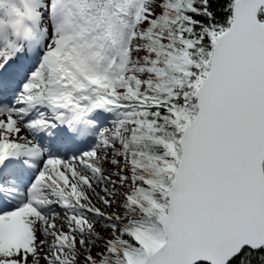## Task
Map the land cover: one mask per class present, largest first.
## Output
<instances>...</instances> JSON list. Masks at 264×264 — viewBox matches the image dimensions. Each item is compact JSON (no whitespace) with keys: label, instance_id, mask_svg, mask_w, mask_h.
Segmentation results:
<instances>
[{"label":"snow or ice","instance_id":"1","mask_svg":"<svg viewBox=\"0 0 264 264\" xmlns=\"http://www.w3.org/2000/svg\"><path fill=\"white\" fill-rule=\"evenodd\" d=\"M0 264H264V0H0Z\"/></svg>","mask_w":264,"mask_h":264}]
</instances>
